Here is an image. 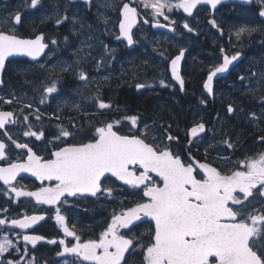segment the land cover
<instances>
[{
    "label": "snow or ice",
    "instance_id": "snow-or-ice-1",
    "mask_svg": "<svg viewBox=\"0 0 264 264\" xmlns=\"http://www.w3.org/2000/svg\"><path fill=\"white\" fill-rule=\"evenodd\" d=\"M41 2L25 0L23 6L36 9ZM72 2H80L90 8L93 0H69ZM222 2L224 0H139L146 12L150 10L154 21L152 26L167 27L170 31H175L176 22L170 14L176 10H182L191 17L198 5L215 10ZM243 2L251 4L253 0ZM256 3L258 16L264 18V0H256ZM103 6L118 11L119 34L116 39L132 46L136 42L133 27L140 16L138 8L128 2L117 8L110 0H106ZM5 10L8 15L0 16V72L10 57H27L31 64L25 71L35 74L38 65V70L47 74L43 81L46 86L36 89L40 94L39 105L59 95L62 74L67 73L80 82L81 86L75 89L74 94L81 99L65 100V107L70 104L72 110L80 111L87 104L98 112L112 108V104L102 98L100 80L92 77L81 65L91 61L98 72L111 63L108 57L113 50L104 45L100 59H95L92 52L96 46L90 43L93 36L89 34L79 40L73 62L57 61L49 68L46 62L41 63L42 56L47 55L45 50L49 48L45 35L38 33L32 38H22L15 29L23 22V13L19 7ZM56 15L59 16L58 11ZM160 17L169 23H160ZM97 19L103 21L107 30L110 18L97 13ZM68 20L67 15L59 16L56 24ZM148 22L144 20V23ZM71 23L72 34L79 37L85 30V23L76 15L71 18ZM261 23L264 24V20ZM77 24L79 29L75 27ZM208 24L223 35L214 15ZM87 27L91 28V25ZM183 27L189 33L195 31L186 21ZM258 31L264 35V29L247 26L238 28L231 35L241 41L245 35L251 36ZM64 39L67 43L69 37ZM51 43L56 45L58 41L53 39ZM260 43L264 45V39ZM184 53L185 49L181 48L178 55L168 60L165 69L166 73L170 72L171 80L179 85L180 91H184L181 74ZM220 54L222 63L210 65L203 80V89L209 96L214 95V78L227 72L229 66L241 57L239 51L228 55L223 46ZM160 57L168 59L163 52ZM48 59L51 60L52 55ZM244 71L246 74H241L238 79L245 94L255 96L264 92V67L255 70L249 67ZM102 79L107 81L109 77ZM93 83L97 90L84 95L85 91H92ZM159 84L161 87L172 86L166 78H161ZM135 87L140 91L152 85L136 83ZM260 99L264 101V95ZM0 102L12 105L21 103L22 98L12 95L5 99L0 96ZM200 103L204 104L205 100L201 99ZM34 104L35 100L23 103L15 110H0V161L4 162L0 166L3 185L0 195L9 198L5 204L14 194L15 198L34 200L35 205L55 208V221L63 232V238L47 240V243L58 244L59 251L55 255L64 259L53 260L51 264H264V152L239 160L221 157L220 166L207 160L208 151L213 148L211 145L205 151L203 162L192 156L190 148L188 156L183 157L172 148V142L178 141V137L172 134L171 125H161L159 129L155 125L149 129L146 125L141 131L136 115L96 124L92 123L94 117L90 114H85L79 121L70 117L65 123L60 115L54 113L50 119L57 122L49 138L47 130H33L30 116L33 115ZM39 105H35L34 119L42 123ZM58 111H63V108ZM235 111L233 104L229 103L227 113L233 115ZM249 117L250 122L264 119L255 112H250ZM85 120L87 126L83 123ZM123 121L131 125L130 134L122 133L117 127ZM12 128L22 130V136L19 132L14 136ZM153 129L159 135L150 137ZM206 131L205 123H195L187 130L188 143L192 144ZM77 137L81 139L75 142ZM37 141L44 144V154L38 151ZM258 142L264 143V135L258 137ZM222 143L227 149L235 150L230 136ZM15 150L19 153L16 159H12L9 153ZM21 173H29L40 182L39 187L35 191L17 187L14 182ZM124 189H130L136 200L130 205L121 201L119 210L113 209L103 229L90 238L85 239L76 225L69 227L61 214V206L71 203L69 197L114 199L118 190ZM10 211L7 207L0 208L2 213ZM44 219V215L0 218V264H40L36 246L46 238L24 234L23 230L33 228ZM142 225H147L145 231H139ZM45 264L49 262L45 261Z\"/></svg>",
    "mask_w": 264,
    "mask_h": 264
},
{
    "label": "flooded vegetation",
    "instance_id": "flooded-vegetation-1",
    "mask_svg": "<svg viewBox=\"0 0 264 264\" xmlns=\"http://www.w3.org/2000/svg\"><path fill=\"white\" fill-rule=\"evenodd\" d=\"M67 1L69 4L67 7H69L71 14H77V10L82 14L84 12V19L82 20L85 23V26L92 23L93 17L97 18V13L102 14V10H104V7L100 5L98 6V1L103 0H93L90 8L88 5L80 2L69 3V0ZM17 2H20V11L23 13V22L16 27V33L22 28L28 30L30 28V24H37L42 29L52 31L50 32L51 34H44L43 32L38 31L39 29H35L36 31L34 33H31L32 31H28L31 34L26 33V37L28 38H32L38 33H43L45 35V42L48 43L49 48L46 51L47 55H43L41 58V63L46 62L49 68H51V66L55 64L57 60L59 61L60 58V55H53L51 60L48 59V56L51 54L53 48L51 41L53 39L57 41L60 40L59 29L62 24L66 25V22L60 25L56 24V19H58V15H56V13L57 11L59 12L60 8L59 0H42L41 4L38 5L36 9L25 8L23 6L25 4V0H19ZM114 2L117 8H119L123 2H128L130 3V6H136L138 8V11L140 12V16L138 17L139 24L133 30L134 40L136 42L132 45V47H128L125 41L121 42L120 40L116 39V36L119 34V28L118 11H115V14L113 15L114 34L111 33V35H105V37L96 36L92 39L93 43H97L96 47L100 52H102L100 48L103 46L101 44L103 40L109 43V49L113 50V56H115L117 52L123 53V51H126L129 55L132 52H139L140 54L141 47H144L143 43L148 42L150 46L151 43L154 42L156 45L157 39H161V41L165 40L167 42H171L169 44L170 46L173 44L177 45L176 47L179 46V51L181 48L185 49L181 69L183 79L185 73L187 76L186 78H188L192 72V67L187 64L189 60L196 56L198 60L204 65L202 68V81L199 83L200 92H197V95L193 97L190 92L191 82L188 83L189 86L187 87L185 81L184 91L182 92L187 97V102H196L197 105H200L201 107H208V112L206 114H204L202 110L200 111L197 109L191 110L193 115H188V119L192 118L196 123H205L207 131L206 133L200 134L192 144L187 142L183 151L173 147V149H175L174 151L183 157H187L189 154L188 149L190 148L192 156L203 162L205 160V151L206 149H209V146L211 145L213 148L209 149L207 160L208 162H212L215 166H220L221 157H231L232 160H239L243 159L245 156L264 152V143L258 142V137L264 135V119L250 122L249 117L250 112H255L257 116H264V101L260 99V96L264 95V92H258L255 96L246 95L245 90L240 86V81L238 79L241 74H246L244 70L249 67L254 70L264 67V45L260 43V41L264 39V35H262L261 31L254 32L251 34V36L245 35L242 37L241 41H237L235 36L231 35L238 28L243 26L260 27L261 29H264V24L261 23L264 18H260L258 16V6L256 0H253L251 4L244 3L243 0H224V2H222L215 10L210 9L209 6L198 5L197 9L193 10V15L191 17H188L185 13H183L182 10H176L174 14H170V18L176 22L175 31H167L163 28L153 27L152 24L154 21L150 10L146 12L139 4V0H114ZM12 8L13 0H0V16H7L8 11L5 9L12 10ZM51 9L54 10L52 18L50 17ZM213 15L223 29L222 36L217 29L212 28L211 25L208 24V20L212 19ZM40 17L45 20L43 21ZM145 19L149 21L147 24L144 23ZM159 21L160 23L166 25L169 23L168 21H165L163 17H160ZM185 21L195 29L193 33H189L186 29H184L183 23ZM45 22H47V25H45ZM88 22L89 24H87ZM100 22L103 25L102 21ZM79 26L80 25L78 24L76 28L79 29ZM142 26L147 28L152 34L140 39V37L143 36H138L139 32L137 31L140 30ZM84 31H86V27ZM69 35L74 36L71 30L69 31ZM20 36L24 38V36ZM75 37L78 38L77 36ZM221 46L226 49L228 55H232L239 51L241 53V57L238 61L234 62L233 65L229 66V70L227 72L218 76L214 80V95L209 96L203 89V80L206 79L208 67L210 65L222 63V57L220 54ZM153 51L156 54L157 52H159V54L163 52L162 50H156V48L153 49ZM179 51L175 55H178ZM17 59L20 58L8 59V61H6V67L2 72L0 80H2L3 83L0 84V96H4L5 99L11 98L13 95V89L11 87L12 85H9L7 80L12 79L13 65ZM23 60H25V65H23V67L27 65L26 67L28 68L31 62L26 59ZM257 61L260 63L257 64ZM36 68L39 69V66L36 65ZM40 74L41 80L43 82L47 74L41 72ZM52 79H56V77H52ZM43 86H46V84L43 83ZM56 98L51 99L49 104L57 105L55 104ZM201 99L205 100L204 104L200 103ZM26 102L27 100H22L21 103H14L12 105L3 104L0 102V110H15L18 107L23 106V103ZM229 103L233 104L236 111L233 115H229L227 113V116L231 118L228 120L226 127L227 129H225L222 126L223 124H221L219 121L218 112L220 109V104L225 105L227 110V105ZM34 105H39L38 99L35 100ZM39 107L41 114H43L42 123L35 121L34 114L30 116V119L34 124L33 130H41V128L44 129L46 125L47 118L45 116H48V114H46L44 110V105H39ZM56 107V112L59 113V105ZM48 117L51 118L53 116L49 115ZM194 124L190 125L188 129ZM11 131L14 136H16L18 132L22 136V130L18 128H12ZM122 131V133H125L124 130ZM229 136L235 144L234 151L233 149H227L226 145L222 146L223 143L221 140ZM32 139L34 140V138ZM36 143L39 145L38 151L41 154H44V144L39 141ZM175 145L177 146V144ZM12 147L14 148V146ZM18 153L19 150H15L9 154L11 155L12 159H16ZM3 164L4 162L0 161V166H3ZM14 183L17 187H25L26 190L32 191H35L40 185L39 181L30 178L26 174H19L17 182ZM47 183L48 182H45V185H47ZM2 187V182H0V188ZM127 190L131 191L130 189ZM122 191L118 190V192ZM90 198L92 197H88L87 199L69 197L68 200L71 201V203L61 206V214L65 216L66 224H68L69 227L76 225L77 229L82 233L85 239L92 237L93 233L98 234L105 226L106 219H110L111 216L110 211L109 215L107 216L108 210L105 209L106 211L102 212L104 226L100 228L99 226L95 225L96 220L92 219L90 214H86L89 212L88 209H91V206L94 204L92 201H89ZM8 199V197L0 195V208L7 207L11 209V211L8 213L0 212V218H5V216H7L9 219L23 218L25 215L45 216V219L43 221H39L33 226V228L23 230L24 234L41 235L46 238L44 241L38 242L36 246V256L39 257L40 264H45V261L50 263V261L54 258L57 260L64 259L56 257L55 255L56 251H59L58 244L50 245L47 243V240H59L60 238H63V232L55 221V208L47 205H35L34 200L23 197L15 198L14 194H12V199L9 200L7 204H5V201ZM86 202H88V204ZM34 205L35 208H33ZM105 205H107V203H105ZM41 209H45L47 211H41ZM146 228L147 225H142L139 231H145ZM16 231L21 230L16 229ZM28 247L31 248L32 246L29 245Z\"/></svg>",
    "mask_w": 264,
    "mask_h": 264
},
{
    "label": "trees",
    "instance_id": "trees-1",
    "mask_svg": "<svg viewBox=\"0 0 264 264\" xmlns=\"http://www.w3.org/2000/svg\"><path fill=\"white\" fill-rule=\"evenodd\" d=\"M13 1L16 2L19 0ZM59 2V9L62 11L69 6L67 0H59ZM50 12V17L52 18L54 10L51 9ZM45 25H47V22H45ZM65 28L66 25L62 24L59 29L60 36L69 35V32L65 30ZM35 29H39L38 31L43 32L44 34H51L50 32H52L42 29L37 24H30V28L28 30L22 28L18 30L17 34L26 37V33H30L28 31H32L31 33H34L36 31ZM145 31L150 33L147 28H145ZM146 43H143L144 47H141L140 54L139 52H132L129 55L126 51H123V53L117 52L115 55V64H113L111 69L113 73H110L107 81H100V91L103 93L102 98L105 102H110L112 104V108L110 110L98 112L95 108L89 105L86 109L80 111H75L72 110V108L66 107L63 111L58 113L56 112L57 105L47 104L46 107H44L46 114H48V116H53L54 113L60 115L64 119L65 123L68 122L70 117H76L79 121L85 114H90L94 117L92 123L96 124L109 122L121 116L136 115L142 123L150 125L151 129L153 125H155L156 129H159L161 125L164 127L171 125L172 134L178 137V141L172 142V148L176 147L183 151L186 147V143L188 142L187 129L190 125L196 123L192 118L188 119V115H193L191 110L197 109L200 111L202 110L204 114H206L208 112V107H201L200 105H197L196 102H187V97L182 91H180V88L171 81L169 72H165L168 60L174 57V55L179 51V46L176 47L177 45L175 44L170 46L169 44L171 42L169 41L156 43V47L149 46V43ZM160 45H164V47H161ZM155 48L156 50H162L168 59L162 60L160 55L154 53L153 49ZM124 59L128 60L127 66H121L120 64L116 66V62L118 60ZM24 62L25 60L23 59H17V61L14 62L12 79L7 80V82L9 85H12L11 87L13 92H19L18 90H22L28 93L32 91L31 93L35 92L34 94L37 95L38 92L36 89L44 87L40 71L37 68L35 74L25 71V69H27V65L23 67V65H25ZM187 64L192 67L191 71L193 70L194 72L192 71L190 77L188 78H186V73L183 77L187 87L189 86L188 83L191 82L190 92L192 96L195 97L197 95L196 93L200 92L199 83L202 81V68L204 65L196 56L189 60ZM157 78H166L172 86L161 87L155 83L156 86L145 88L140 91H138L135 87L136 83L149 84V82L154 79L157 80ZM74 85L75 79L72 74H62L61 83L59 85L62 92ZM219 108V121L223 124V128L227 129L228 120L231 117L229 118L227 116L225 105L220 104ZM27 111L28 110L25 109V112ZM33 114H35L34 108ZM48 116H45L47 119L44 129L47 130L48 137L51 138L52 132L55 131V124L57 121L50 119ZM83 123L87 126L88 122L85 120ZM152 133L159 135L155 129L152 130ZM80 139V137L75 138V142H78ZM175 144H177V146ZM130 193L131 191L124 189L122 192H117L114 199L110 198L106 200L103 197H100L99 199L90 198L89 201H92L94 204L91 206V209H88L89 212L86 214H90L92 219L96 220L95 225L101 228L104 226L102 212L107 209L108 216L109 211L112 213L113 209L119 210L121 201L124 205H130L133 203L136 200V197ZM86 203L88 204V202ZM105 203H107V205H105Z\"/></svg>",
    "mask_w": 264,
    "mask_h": 264
},
{
    "label": "rangeland",
    "instance_id": "rangeland-1",
    "mask_svg": "<svg viewBox=\"0 0 264 264\" xmlns=\"http://www.w3.org/2000/svg\"><path fill=\"white\" fill-rule=\"evenodd\" d=\"M16 2L13 1L12 10H15L17 7H19V9L21 8L20 2H17V3ZM28 2L30 3V0H28ZM110 2L115 5L114 0L113 1L110 0ZM105 3H106V0L98 1V6L100 5V6L104 7L103 5ZM98 11H99V9H98ZM102 11H103L102 14H104V15H106V16H108L110 18L109 24L107 26V30H106V26L103 23V21H102V23H103L104 26L101 24L100 20H98L97 18L93 17L92 23H90V24H89V22L87 23V24L91 25V28H88L87 26H85L86 27V31L82 32V35H80V37L76 38L75 36H70V35H62V36H60V40L58 41V43L56 45L52 46L53 48H52V51H51L50 55L53 56V53H54L55 56H59L60 55L59 61L73 62L75 60V56L73 55V53L76 51L77 47L79 46V40L80 39L87 38L89 34H91L93 37H96V36L105 37V35H111V33L114 34V32H113L114 31V27H113L114 16L113 15L115 14V11H112L111 9L106 8V7H104V10H102ZM77 12H78L77 14H71L69 7H66V9H63V11L59 9V16L67 15L69 17V20L66 22V28H65V30H67L68 32L72 28L71 18L74 15L78 16L81 20L84 19V12H83V14L81 12H79L78 10H77ZM59 16H58V18H59ZM77 25H75V27ZM137 32H139L138 36H143V37H140V39H143L145 36L152 34L151 32L147 33L143 26ZM66 36L69 37V40L67 41V43L65 42V39H64ZM162 41H165V40H162ZM159 42H161V39H157L156 43H159ZM90 43H93V40H91ZM93 44L95 46L97 45V43H93ZM101 44L103 45L100 48V50L102 52H100L97 47H95V50L92 52V57H94L95 59H100L101 55L103 54L104 45H107L108 48H109V43L107 41L103 40V42H101ZM98 46H99V44H98ZM150 46L155 47L156 45L153 42V43H151ZM160 46L164 47V45H160ZM157 55H160L159 52H157ZM113 57H114V59H113ZM115 58L116 57L113 56V52H112V55L108 57V60H110L111 63L107 64L104 68H101L98 72H97V70L95 68L94 63L91 62V61H89L88 63L82 64L81 67L85 68L91 74L92 77H95L97 80L101 81V80H103L102 79L103 77L109 76L110 73L111 74L113 73V71L111 69L113 67V64H115ZM113 61H114V63H113ZM127 63H128V60H126V59H124L123 61L122 60H118L116 62V66L119 65V64L121 66H127ZM73 78L75 79V85L70 87V88H68L64 92H62L60 90L59 95L56 96L57 98L55 100V104L59 105V108H63V109L66 108L64 106V101L65 100L80 101V99H81L79 96L74 94L75 93V89H77L78 87L81 86L80 82L77 81V79L75 78L74 75H73ZM160 79L161 78H157V80L154 79L151 82H149V84H151L153 87L156 86L155 83L160 86V84H159V80ZM60 83H61V80H60ZM96 90H97V85L95 83H93L92 84V91L91 92L85 91L84 95H91ZM18 91L19 92L14 91L13 95L22 98V100H27L26 103L33 102V100H36V99H38V101L40 100V94L39 93H37V95H35L34 94L35 92L31 93L32 91L28 92V93H26V92H24L22 90H18ZM49 103L50 102H48V104ZM43 105H44V107H46L47 103H45ZM88 106L89 105L86 104L83 109H86ZM34 107H35V105H34ZM67 107L71 108V105L69 104ZM83 109H81V110H83ZM126 116H130V115H126ZM123 117L124 116H121V117H119V118H117L115 120H111L109 122H115L117 120H121ZM146 125L148 126L149 129H151L150 125H148L147 123H142L139 120V117H138V127L141 129V131H143L145 129ZM117 127L120 129V131L124 130V131L130 132L129 129H130L131 125L129 124V122L123 121V123L120 124V125H117ZM41 129H43V128H41ZM137 134H139V133H137ZM151 135H155V134L151 132L149 134V136L151 137ZM222 146H224V144ZM53 260H57V259L54 258L51 261H53ZM58 260H60V259H58ZM51 261H50L49 264H51ZM61 261H62V259H61Z\"/></svg>",
    "mask_w": 264,
    "mask_h": 264
},
{
    "label": "water",
    "instance_id": "water-1",
    "mask_svg": "<svg viewBox=\"0 0 264 264\" xmlns=\"http://www.w3.org/2000/svg\"><path fill=\"white\" fill-rule=\"evenodd\" d=\"M139 24V20H138V18H137V23H136V25L133 27V30H134V28H136V26ZM119 28V27H118ZM165 29L167 30V31H170L167 27H165ZM126 42V41H125ZM128 47H132V46H128ZM47 50V49H46ZM46 50H45V52H46ZM11 58H24V59H27V60H29V58H27V57H10L9 59H11ZM30 61V60H29ZM182 61V60H181ZM231 66V65H230ZM3 72V71H2ZM2 72H0V79H1V76H2ZM224 74V73H223ZM171 75V74H170ZM220 75H222V74H218V76H220ZM217 76V77H218ZM216 77V78H217ZM216 78H214V80L216 79ZM175 82V81H174ZM176 83V82H175ZM21 174H26L27 176H29L30 178H32V179H34L35 180V178L34 177H31V175L29 174V173H21ZM38 223V222H37ZM40 242V241H39ZM38 243V242H37Z\"/></svg>",
    "mask_w": 264,
    "mask_h": 264
},
{
    "label": "bare ground",
    "instance_id": "bare-ground-1",
    "mask_svg": "<svg viewBox=\"0 0 264 264\" xmlns=\"http://www.w3.org/2000/svg\"><path fill=\"white\" fill-rule=\"evenodd\" d=\"M40 18H41V17H40ZM40 18H39V20H40ZM41 19H42V18H41ZM42 20H43V19H42ZM44 20H45V19H44ZM44 20H43V21H44ZM122 61H123V60H122Z\"/></svg>",
    "mask_w": 264,
    "mask_h": 264
}]
</instances>
